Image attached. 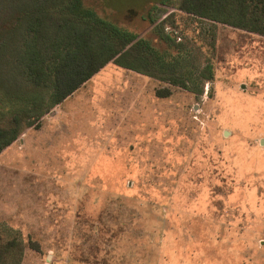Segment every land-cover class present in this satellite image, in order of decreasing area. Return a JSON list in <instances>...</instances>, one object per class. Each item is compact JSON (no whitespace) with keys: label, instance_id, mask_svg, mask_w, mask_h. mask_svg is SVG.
<instances>
[{"label":"rangeland","instance_id":"1","mask_svg":"<svg viewBox=\"0 0 264 264\" xmlns=\"http://www.w3.org/2000/svg\"><path fill=\"white\" fill-rule=\"evenodd\" d=\"M179 1L86 0L150 63L111 62L56 108L0 67L14 110L43 104L0 154V264H264V36Z\"/></svg>","mask_w":264,"mask_h":264},{"label":"trees","instance_id":"2","mask_svg":"<svg viewBox=\"0 0 264 264\" xmlns=\"http://www.w3.org/2000/svg\"><path fill=\"white\" fill-rule=\"evenodd\" d=\"M178 7L192 16L264 36V0H180ZM134 37L103 21L86 0H0V67L10 65L25 82L50 89L49 109L65 102L111 62L141 71L150 60L125 49ZM14 89H19L14 79L0 78V117L11 113L14 122L0 124V154L23 134L13 113L26 111L30 103L43 106L39 97H28L24 108L14 110L16 97L4 94ZM157 93L167 96L171 90ZM11 244L0 246V263L15 253Z\"/></svg>","mask_w":264,"mask_h":264},{"label":"crops","instance_id":"3","mask_svg":"<svg viewBox=\"0 0 264 264\" xmlns=\"http://www.w3.org/2000/svg\"><path fill=\"white\" fill-rule=\"evenodd\" d=\"M71 96H72V95H71ZM71 96H70V97H71ZM70 97H69V98H70ZM69 98H68V99H69ZM68 99H67V100H68ZM67 100H66V101H67ZM66 101H65V102H66ZM62 104H64V102H63ZM62 104H60V105H62ZM60 105H58V106H60ZM58 106H55L54 108H56V107H58Z\"/></svg>","mask_w":264,"mask_h":264}]
</instances>
